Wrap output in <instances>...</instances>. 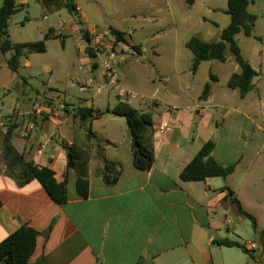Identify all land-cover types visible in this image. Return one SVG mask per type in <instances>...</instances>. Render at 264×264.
I'll use <instances>...</instances> for the list:
<instances>
[{"label":"crops","instance_id":"obj_1","mask_svg":"<svg viewBox=\"0 0 264 264\" xmlns=\"http://www.w3.org/2000/svg\"><path fill=\"white\" fill-rule=\"evenodd\" d=\"M123 43L125 48L133 47ZM138 46L143 54L146 49ZM3 55L0 71L6 74L12 71L7 63L11 53ZM259 58L256 62L247 58L257 76L254 89L244 98L228 87L231 76L241 72L233 55H227L225 62H203L196 72L192 66L182 69L174 64L166 71L155 70L144 81L143 73H137L141 86L137 102L121 95L122 89L116 102H111L108 92L105 106L102 95L110 81L104 75L106 84L93 106L87 107L102 113L92 121L75 117L76 106L56 107L49 102L22 111L15 98L11 110L0 113V243L27 225L40 233L30 264H264V144L258 135L264 133L262 52ZM26 64L30 66L29 61ZM203 66L208 74L199 78ZM207 83L209 96L202 100ZM119 101L153 117L155 162L148 171L134 164L129 125L113 113ZM162 125L167 126L163 131ZM9 130L12 144L27 161L51 168L58 182L68 172L66 203L55 202L36 179L19 186L6 174L2 152ZM79 134L97 144L80 141ZM209 140L216 145L212 154L216 162L234 164L235 171L227 179L183 181L181 172ZM74 143L83 145L91 156L87 198L78 196L77 175L67 169L66 146ZM104 160L123 167L114 184L104 179ZM224 187L256 219V231L245 227L250 220L221 190ZM219 239L240 242L248 252L219 246ZM250 244L258 248L250 250Z\"/></svg>","mask_w":264,"mask_h":264},{"label":"rangeland","instance_id":"obj_2","mask_svg":"<svg viewBox=\"0 0 264 264\" xmlns=\"http://www.w3.org/2000/svg\"><path fill=\"white\" fill-rule=\"evenodd\" d=\"M23 1L27 5L9 21L10 39L13 43L44 40L46 52L28 54L27 59H22L18 74L0 71L2 114L11 110L10 102L15 98L20 101L22 111H29L31 107L28 106L40 102L56 107L93 106L100 87L106 84L104 75L109 79L105 62L110 61L112 53L116 60L112 63L113 70L121 82L114 84L109 79L110 85L104 87L102 95L105 106L107 93L111 92V102H116V94L122 89L126 99L129 96L137 102L141 99L137 73H143L144 81L155 70L166 71L174 64L182 69L191 67L194 56L186 47L190 38L198 36L206 42L218 41L221 30L230 23V16L223 11L228 7V0H195L193 5H189L187 0H72L78 7L75 12L68 9L67 0H17L18 4ZM2 5L3 0H0V8ZM248 11L257 17L253 36L240 33L236 41L242 54L256 62L260 60L261 52L264 56V0H249ZM80 22L84 30L100 28L111 31V34H114L112 29L124 32V39L133 47L125 48L126 44L116 40L112 48L103 46L97 52L92 42L90 46L97 57L90 59L86 52L89 44L80 31ZM52 26L55 28L53 35L57 37L52 35L45 39ZM138 45L146 49L143 54H139ZM226 54L232 56L229 49ZM0 57H4L1 52ZM94 63L98 66L94 67ZM206 74L208 70L203 66L198 77ZM83 84L85 89H82ZM258 135L260 143L264 144V133ZM78 137L86 144H97V141L82 138L80 134ZM252 146L253 143L250 144ZM245 227L253 229L250 221ZM238 240L243 242V239Z\"/></svg>","mask_w":264,"mask_h":264},{"label":"trees","instance_id":"obj_3","mask_svg":"<svg viewBox=\"0 0 264 264\" xmlns=\"http://www.w3.org/2000/svg\"><path fill=\"white\" fill-rule=\"evenodd\" d=\"M49 1V0H48ZM55 1V0H52ZM195 0H187L189 5H193ZM71 12L78 10V7L72 0L66 3ZM25 5H19L17 0H3L0 8V51L3 54L11 53L7 63L9 68L18 73L22 67V58L31 53L46 52L44 40L29 43H13L9 36V21ZM249 0H228V7L225 10L230 16L229 25L224 28L220 34L218 41L206 42L198 36H193L187 42V48L192 52L193 64L192 70L196 72L200 65L206 61L217 60L225 62L227 60L226 50L229 49L233 55L234 61L239 65L241 72L233 74L228 82V87L238 90L240 97L244 98L254 89L253 80L257 76L247 58L242 54L236 36L244 33L248 37H252L256 25L257 17L248 11ZM80 31L83 38L88 42L89 46L86 52L90 59L97 57V54L90 46L92 43L88 29L84 30L83 24L79 23ZM118 42L127 41L124 39L125 33L113 30ZM54 29L51 28L49 33L45 35V39L51 37ZM55 37V36H54ZM138 50V47H134ZM94 63V67H96ZM213 79L215 77L212 76ZM210 83L204 87L201 99L205 100L209 96ZM74 116L81 121H92L100 118L102 113L93 108L78 107L73 110ZM113 113L126 119L133 139V156L135 166L143 171L150 170L155 162L154 144H153V117L150 113H141L126 101H119L114 107ZM12 131L9 130L4 136L2 157L6 165V174L13 177L19 186H24L31 180H38L45 188L49 196L58 204L67 202V175L65 180L58 182L55 178L54 171L49 167H41L33 161H27L24 154L18 152L11 141ZM215 142L207 141L202 149L197 153L195 158L181 172V179L185 182L205 181L208 178L227 179L235 171L236 165L223 166L216 162L212 154L215 149ZM67 150V169L73 170L76 175V191L79 197L87 198L89 194V163L90 153L83 145L74 143L66 146ZM105 176L104 179L109 184L118 181L123 167L120 164L104 160ZM227 192V197L232 203L238 206L241 213L247 216L251 221L253 229L257 230L256 219L247 213L235 193L228 187L221 189ZM50 230V229H49ZM49 230L45 233H49ZM40 235L38 231L22 225L14 233L8 236L0 243V264H30V258L34 254L37 246V238ZM219 246L229 248H239L248 252L245 245L230 239L217 240Z\"/></svg>","mask_w":264,"mask_h":264},{"label":"built area","instance_id":"obj_4","mask_svg":"<svg viewBox=\"0 0 264 264\" xmlns=\"http://www.w3.org/2000/svg\"><path fill=\"white\" fill-rule=\"evenodd\" d=\"M89 34L91 36L92 42H93V48H95V50L97 52H99V48L101 47H105L107 48H112V45L114 42H116L117 38L115 34H111V31H104L103 29L100 28H93L91 30H89ZM94 50V49H93ZM110 61H106L105 62V68H106V72H107V76L110 79V81L114 84L118 83V79L115 76V72H114V68H113V61L115 60L114 54H110L109 57ZM121 95H126L124 91H121ZM167 126L166 125H162L160 127V130L163 131ZM258 247L256 244H250L249 249L250 250H256Z\"/></svg>","mask_w":264,"mask_h":264}]
</instances>
